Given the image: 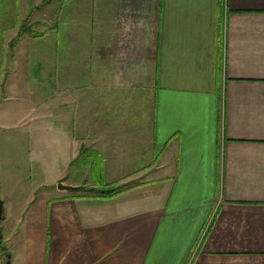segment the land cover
Listing matches in <instances>:
<instances>
[{
  "label": "crops",
  "instance_id": "0c3cea01",
  "mask_svg": "<svg viewBox=\"0 0 264 264\" xmlns=\"http://www.w3.org/2000/svg\"><path fill=\"white\" fill-rule=\"evenodd\" d=\"M42 1L0 0V109L22 96L38 160L0 167L7 260L264 264V0H53L38 27Z\"/></svg>",
  "mask_w": 264,
  "mask_h": 264
},
{
  "label": "rangeland",
  "instance_id": "374dc122",
  "mask_svg": "<svg viewBox=\"0 0 264 264\" xmlns=\"http://www.w3.org/2000/svg\"><path fill=\"white\" fill-rule=\"evenodd\" d=\"M52 1L53 0L46 2L44 0L42 1V4L39 3L38 7L34 11H32L31 16L28 18V22L34 25L39 23L38 27L41 24V22L45 23L47 16H49V14H47L46 12H42V10L41 11L39 10L42 9L41 7L43 5H45L46 3L52 2ZM50 17H52V15H50ZM29 28H31V26ZM47 30L41 31V29L39 28L37 29V27H35L33 31L31 32L33 33L34 36L35 35L40 36L41 33H47ZM35 91L38 93L41 92L39 88L35 89ZM5 97H8V96L0 95L1 100H3ZM9 97H15V96H9ZM26 97L31 101L34 99V101L32 102L33 104H31L30 108L25 113H28V114L40 113L39 109H41L43 102H42V98H39V94L31 95L30 98L29 96H26ZM42 97L44 98L46 96L42 95ZM7 104H8V107L3 106L4 107L3 111H1L0 109V120L2 119L0 121V167L2 168H5V166L11 167L13 166V164L17 168L21 166H23L26 169H28L29 167L31 168L33 167L34 168L33 174L35 175V172H36L35 167H37L38 160L37 158H35V155H33L32 153L33 148L30 147V143L27 141L28 135L25 137L26 140L24 139L23 141H20V142H16V140L10 139L11 137L16 138L18 137V135L25 136V133L27 131V128L22 127V126H14V125L8 126L10 123H14L16 120L20 121L19 119L24 115L23 107L17 108L19 105L23 104L22 96L20 94H17L16 99ZM6 123L8 124L6 125ZM30 129L34 134H40L41 132L40 127H30ZM27 177H28V174H27ZM118 186L120 185L119 184L111 185V187L113 188L118 187ZM2 224H3V221L0 222V225ZM5 247L6 246H4L3 244H0V264H6V261H7V254L9 253V251ZM21 252H23V248H21Z\"/></svg>",
  "mask_w": 264,
  "mask_h": 264
},
{
  "label": "water",
  "instance_id": "95a60500",
  "mask_svg": "<svg viewBox=\"0 0 264 264\" xmlns=\"http://www.w3.org/2000/svg\"><path fill=\"white\" fill-rule=\"evenodd\" d=\"M58 188L62 190H76L77 189V187L62 184L61 180L58 182ZM4 204H5V201L0 196V222L3 220V217H4ZM1 237H2V229H1ZM6 264H11L10 256H8V260L6 261Z\"/></svg>",
  "mask_w": 264,
  "mask_h": 264
},
{
  "label": "trees",
  "instance_id": "16d2710c",
  "mask_svg": "<svg viewBox=\"0 0 264 264\" xmlns=\"http://www.w3.org/2000/svg\"><path fill=\"white\" fill-rule=\"evenodd\" d=\"M45 1L48 2L50 0H45ZM25 29H24V31H25ZM35 37H37V35H35ZM120 190L121 189H119L118 187H115V188L107 187V188H104V189L101 190V194H102V196H113V195L117 194Z\"/></svg>",
  "mask_w": 264,
  "mask_h": 264
}]
</instances>
